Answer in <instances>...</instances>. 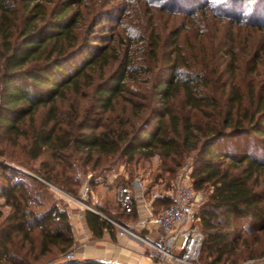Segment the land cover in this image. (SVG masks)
<instances>
[{
    "label": "trees",
    "instance_id": "16d2710c",
    "mask_svg": "<svg viewBox=\"0 0 264 264\" xmlns=\"http://www.w3.org/2000/svg\"><path fill=\"white\" fill-rule=\"evenodd\" d=\"M7 1L0 0V145L7 144L0 146V158L38 176L0 164L6 182L0 198L10 209L6 216L0 212V264H109L63 258L74 247L75 237L68 211L50 191L51 184L77 196L82 184L74 178L72 160L85 155L84 165H88L94 153L106 158L120 155L128 162L159 156L170 174L193 155V187L211 191L200 210L205 236L200 260L240 264L263 256L258 245L264 235V190L257 188L264 175L262 81L247 77L245 85H239L235 82L239 67L231 71L230 65L231 76L221 86L213 85L209 63L203 58L195 66L187 63L188 56L178 44L181 34L175 32L178 50L167 56L169 69L153 85L152 97L159 98L160 107L149 108L138 126L120 120L118 127L85 133L91 130L92 109L80 120L77 115L67 120L57 103L71 88L79 90L89 69L103 61L108 64L107 52H96L88 43L77 45L76 27L82 14L73 13L70 3L49 10L45 2L24 0L23 12H29L18 20L17 10ZM19 25L23 30L14 38ZM260 25L264 31V24ZM156 51L153 48L155 57ZM229 55L233 65L237 55ZM121 68L117 78L97 91L104 112L113 111L118 99L130 93L126 85L130 72L126 65ZM254 73L264 77V66L261 71L258 64L250 72ZM129 101L133 117L147 111L145 105ZM46 108V118L36 125V115ZM14 148H20L23 157ZM47 149L52 164L43 163L39 170L31 166ZM97 167L92 165L94 171ZM174 202L172 197L157 200L156 213ZM85 221L95 238L106 232L114 236L115 226L99 214L88 209Z\"/></svg>",
    "mask_w": 264,
    "mask_h": 264
},
{
    "label": "rangeland",
    "instance_id": "374dc122",
    "mask_svg": "<svg viewBox=\"0 0 264 264\" xmlns=\"http://www.w3.org/2000/svg\"><path fill=\"white\" fill-rule=\"evenodd\" d=\"M7 2L17 10L18 20L29 12H23L24 0ZM38 2L47 3L49 10L53 5L70 3L73 6V13L81 11L80 22L76 27V33L79 34L77 45L82 47L88 43L90 49L96 52L106 51L108 54L107 65L103 61L89 69L88 75L80 82L79 90L71 88L65 98L57 103L60 114L66 119L69 117V120L76 115L80 120L89 109H92L91 116L89 115L91 130H85V133H91L92 128L94 132H100L105 128L118 127L120 120L130 121L129 124L138 126L141 119L149 114V108L160 107L159 98L152 97L153 85L154 80L161 77L162 71L169 69L167 56L171 53L175 54L174 52L178 50L174 38L175 32L181 34L178 44L182 52L188 56L187 63L195 66L196 60L198 59L199 62L201 58L209 63L211 70H214L213 85L217 82L218 86H221L222 82L231 76L230 72L235 70L236 66L239 67L235 80L237 84L245 85L246 78L249 77L257 82L262 81L264 85V77H256V73L250 74L258 64L261 71L264 66V31L260 25L264 24V0H39ZM20 22L18 21L19 24ZM22 30L23 26L19 25L18 29L14 30V38ZM156 40L157 46L154 44ZM155 47H157V57L153 53ZM228 52L237 55L233 65L234 59ZM122 65H126L130 72L129 79L126 80L130 93L125 92V99H118L113 111L104 112L98 102L97 91L101 85L105 86L119 76L123 70ZM230 65L231 71L229 70L228 73L227 67ZM129 100L145 105L147 111L144 110L139 116L133 117ZM48 111L49 108H46L38 112L36 125L39 126V123L46 118ZM100 125L102 128L99 127ZM26 126L28 129V122ZM24 143L21 141L20 144ZM6 145L4 141L0 146L4 148ZM19 149L14 148L15 153L23 157ZM51 153L47 149L39 160L30 163L31 166L39 170L43 163L52 164ZM81 156V154L75 155L72 160L76 168L74 178L82 184L77 196L50 184L51 193L62 207L73 205L79 208L88 205L90 196L83 199L81 194L86 185L93 190L97 184H102L113 196L125 185H131L130 187L133 188L138 180L143 182L141 191L149 194V198L154 194L170 197L174 194L179 177L189 175L193 182L192 175L196 166V158L193 155L176 173L172 174L162 167L159 156L144 160L139 159L140 156L137 155V160L139 159L137 162H128L120 155L106 158L94 153L88 165H84L85 155L83 159ZM0 164L38 176L35 172L21 168L8 159L0 158ZM94 164L98 165L95 171L92 168ZM5 185L6 182L0 171V196ZM52 187L67 196L58 193ZM257 188L264 190V175ZM200 193L204 203L211 191L206 189ZM111 207L115 209L110 215L113 217L115 228L125 227V223L129 220L120 207L114 201H111ZM0 212L5 216L10 212L5 200L1 198ZM105 215L111 219L109 214ZM262 236L261 246L258 245V248H263L261 252L263 256L240 264H264V235ZM184 245L185 239L181 238L178 247L182 249ZM181 253L182 250H176L177 255ZM200 264L206 263L201 259Z\"/></svg>",
    "mask_w": 264,
    "mask_h": 264
},
{
    "label": "built area",
    "instance_id": "2783aa9c",
    "mask_svg": "<svg viewBox=\"0 0 264 264\" xmlns=\"http://www.w3.org/2000/svg\"><path fill=\"white\" fill-rule=\"evenodd\" d=\"M143 182L138 180L134 187L123 186L116 193L118 206L126 213L132 214L136 207L135 190H143ZM90 188L84 186L83 199L89 198ZM162 196L154 194L158 199ZM174 204L152 216V223L158 230V237L150 240L138 236L121 227L142 242L149 250L150 260L160 264H200V255L205 242V236L200 229V210L203 204V196L196 191L191 182V177L186 175L179 177V182L174 191ZM87 209L101 215L94 208L84 205ZM102 216V215H101ZM181 238L185 239L183 248L178 247ZM182 250L181 255L176 250ZM65 260H73L74 252L69 250L63 255Z\"/></svg>",
    "mask_w": 264,
    "mask_h": 264
},
{
    "label": "crops",
    "instance_id": "0c3cea01",
    "mask_svg": "<svg viewBox=\"0 0 264 264\" xmlns=\"http://www.w3.org/2000/svg\"><path fill=\"white\" fill-rule=\"evenodd\" d=\"M108 191L104 185L97 184L96 188L90 191L88 205L95 210L96 208L104 209L105 213H99L113 224V220L105 214L110 216L111 212L115 210L114 207H111V201H114L117 206L118 204L116 195L111 196ZM81 194L83 195V190ZM135 197V215L124 214L126 219L129 220L125 223V227L138 236L154 240L158 237V230L152 223V216L157 214L155 202L169 198V196L155 199L153 195L149 198V194H145L141 190H135ZM170 197L174 198V194ZM64 208L70 215L75 237V245L70 249L74 252V259L97 260L109 264H160L149 259V250L142 242L120 228L115 229L114 236L106 232L101 239L95 238L85 221V211L88 210L86 207L77 208L69 205L64 206Z\"/></svg>",
    "mask_w": 264,
    "mask_h": 264
},
{
    "label": "water",
    "instance_id": "95a60500",
    "mask_svg": "<svg viewBox=\"0 0 264 264\" xmlns=\"http://www.w3.org/2000/svg\"><path fill=\"white\" fill-rule=\"evenodd\" d=\"M52 189L55 190V191H57L58 193L64 195V196H67L65 193H63L62 191H60L59 189H57V188H55V187H52ZM71 261H74V259L71 260Z\"/></svg>",
    "mask_w": 264,
    "mask_h": 264
}]
</instances>
